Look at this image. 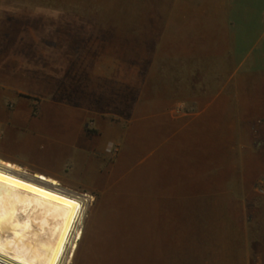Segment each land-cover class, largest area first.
I'll return each instance as SVG.
<instances>
[{
	"label": "rangeland",
	"instance_id": "1",
	"mask_svg": "<svg viewBox=\"0 0 264 264\" xmlns=\"http://www.w3.org/2000/svg\"><path fill=\"white\" fill-rule=\"evenodd\" d=\"M2 3L30 112L86 115L85 164L53 176L91 196L69 264H264L263 50L214 47L174 0Z\"/></svg>",
	"mask_w": 264,
	"mask_h": 264
},
{
	"label": "crops",
	"instance_id": "2",
	"mask_svg": "<svg viewBox=\"0 0 264 264\" xmlns=\"http://www.w3.org/2000/svg\"><path fill=\"white\" fill-rule=\"evenodd\" d=\"M174 2L184 10L181 16L191 18L185 23L198 25L201 28L197 31L212 34L208 39L216 43L214 47L264 51V0ZM0 6L5 9L6 4ZM4 9L0 10V24L6 17ZM22 46V40H14L11 47ZM10 64L11 67L3 65L0 59V157L23 167L44 169L52 177L59 174L66 162L70 168L83 166L85 157L80 154L85 153L81 137L86 115L80 108L60 106L54 101L42 103L40 111L32 114L21 94L44 86L27 77L29 70L23 68L21 59ZM46 85L48 92L54 89L51 84ZM6 100L13 102L12 108L6 107Z\"/></svg>",
	"mask_w": 264,
	"mask_h": 264
},
{
	"label": "bare ground",
	"instance_id": "3",
	"mask_svg": "<svg viewBox=\"0 0 264 264\" xmlns=\"http://www.w3.org/2000/svg\"><path fill=\"white\" fill-rule=\"evenodd\" d=\"M90 198L0 157V264H69Z\"/></svg>",
	"mask_w": 264,
	"mask_h": 264
}]
</instances>
